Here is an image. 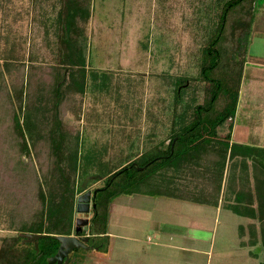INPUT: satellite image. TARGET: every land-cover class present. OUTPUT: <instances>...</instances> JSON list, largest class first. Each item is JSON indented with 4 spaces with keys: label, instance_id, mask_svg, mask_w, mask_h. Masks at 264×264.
Segmentation results:
<instances>
[{
    "label": "trees",
    "instance_id": "16d2710c",
    "mask_svg": "<svg viewBox=\"0 0 264 264\" xmlns=\"http://www.w3.org/2000/svg\"><path fill=\"white\" fill-rule=\"evenodd\" d=\"M35 2L33 24L46 26L49 65L16 63L17 53L15 61L0 62V220L17 233L16 250L31 255L28 264H47L60 247L55 237L75 235L78 197L88 191L90 241L109 240L113 202L121 195L216 208L223 203L251 220L239 229L241 245L259 246L264 264V147L233 143L231 132L220 134L238 108L247 62L240 50L251 34L257 0H197L191 51L197 74L156 76L157 90L173 99L150 101L143 141L139 131L128 129L143 118L133 103L134 112L128 106L119 116L100 112L93 117L96 132L86 131L81 140L75 95L85 93L90 77L105 106L113 87L104 72L87 69L90 0H47L48 9ZM13 44L18 47V40ZM22 234L45 237L37 250Z\"/></svg>",
    "mask_w": 264,
    "mask_h": 264
},
{
    "label": "rangeland",
    "instance_id": "374dc122",
    "mask_svg": "<svg viewBox=\"0 0 264 264\" xmlns=\"http://www.w3.org/2000/svg\"><path fill=\"white\" fill-rule=\"evenodd\" d=\"M47 3H43V9L49 8ZM196 3L197 0H90L91 17L85 26L87 69L104 72L113 87L106 97L108 107L103 106L100 93L91 89L90 77L85 93L75 95L77 115L82 119L76 123L81 140L86 131L97 130V124L90 122L92 112L106 110L119 116L127 106L132 110L133 103L134 109L141 108L143 118L128 129L139 131L143 141L150 101L157 98L171 103L173 99V94L157 90L161 81L157 82L156 76L166 72L197 74L198 61L191 54L197 42ZM34 5V0H0L1 63L11 58L15 61L17 53L16 63L49 65L52 53L46 45V26L41 22L33 25ZM250 33L240 50L247 60L253 53H264V0L256 2V19ZM48 37L50 41L55 38L53 31ZM15 40L18 47L13 44ZM250 68L248 62V75ZM249 80L244 77L234 120L227 122L220 134L231 132L233 143L261 146L264 84L254 87ZM73 115L68 114L69 122L75 121ZM29 157L26 155V161ZM250 222L225 209L223 203L216 208L165 197L121 195L113 202L109 240L96 238L94 242L93 238L90 242L105 250L110 246V251L77 249L75 257H81V262L86 259L83 264H260V247L241 245L239 229ZM18 242L17 233L0 220V264L30 263V254L16 250Z\"/></svg>",
    "mask_w": 264,
    "mask_h": 264
},
{
    "label": "water",
    "instance_id": "95a60500",
    "mask_svg": "<svg viewBox=\"0 0 264 264\" xmlns=\"http://www.w3.org/2000/svg\"><path fill=\"white\" fill-rule=\"evenodd\" d=\"M28 157V154H27ZM143 170V168H139ZM92 202V192L88 191L78 200L77 212L78 218L76 219V231L73 236H56L55 239L60 242V247L57 254L48 259L47 264H69L70 254L75 249H84L86 251L91 248L87 245L90 241L89 236V213ZM25 242L34 243L35 248L38 250V241L44 238L40 234H22Z\"/></svg>",
    "mask_w": 264,
    "mask_h": 264
},
{
    "label": "crops",
    "instance_id": "0c3cea01",
    "mask_svg": "<svg viewBox=\"0 0 264 264\" xmlns=\"http://www.w3.org/2000/svg\"><path fill=\"white\" fill-rule=\"evenodd\" d=\"M39 1V3L41 4V7H42V9H43V6H44V4L43 3H47V0L45 1V0H43V2H41L42 0H38ZM34 3H35V5H34V7H33V11H34V9H35V6L37 5L36 4V2H35V0H34ZM34 20V19H33ZM41 21V20H40ZM44 22V21H43ZM34 23V22H33ZM254 23H255V21H254ZM29 24V23H28ZM38 24H40L39 22H38ZM42 25H43V27L45 26V24L44 23H41ZM34 25V24H33ZM41 25V26H42ZM254 25V24H253ZM40 27V26H39ZM253 29V28H252ZM255 35L256 36H259V34H257V33H255ZM248 62L252 65V68H250V74L248 75V70H249V68H248V70H247V72L245 73V71H246V67H247V65H248ZM244 77H245V80H247V79H250L249 81H251V83H253V85H254V87L255 86H260V85H262V84H264V53H253V54H251L250 56H249V59L247 60V62H246V64H245V70H244V76H243V80H244ZM242 85H243V83H242ZM242 91V90H241ZM253 102L255 103V101L253 100ZM261 107V109H264V106L263 105H261L260 106ZM259 112V111H258ZM264 113V110L262 111V114ZM239 114H241V112H239ZM243 115L244 114H246V112H243L242 113ZM98 115H100V112H96V111H94V112H92L91 113V117H92V119L90 120V122L93 120V117H97ZM85 120V119H84ZM83 122V121H82ZM259 144V143H258ZM246 145V144H245ZM255 146H258V147H264V138L262 139V141H261V146H259V145H255ZM110 249V246L108 247V249H107V253L110 251L109 250ZM93 253L94 252H96V251H92ZM91 252V253H92ZM97 252H100V251H97ZM103 253V252H102ZM85 261H86V259H85ZM84 261V262H85ZM84 262H75L74 264H83ZM87 262V261H86Z\"/></svg>",
    "mask_w": 264,
    "mask_h": 264
},
{
    "label": "flooded vegetation",
    "instance_id": "af4514ba",
    "mask_svg": "<svg viewBox=\"0 0 264 264\" xmlns=\"http://www.w3.org/2000/svg\"><path fill=\"white\" fill-rule=\"evenodd\" d=\"M92 208H93V206H92V204H91V207H90V213H89V219L91 218ZM90 242H91V241H89V242L87 243V245L91 248V249L88 250V251H100L98 247L93 246L92 244H90ZM74 251H75V250H74ZM74 251H73V252H74ZM73 252H72V253H73ZM72 253L70 254V260H71V261H70L69 264H71V263H75L76 260H77L76 257H73V258L71 257Z\"/></svg>",
    "mask_w": 264,
    "mask_h": 264
}]
</instances>
